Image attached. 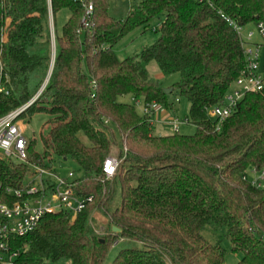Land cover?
Instances as JSON below:
<instances>
[{
  "label": "trees",
  "instance_id": "16d2710c",
  "mask_svg": "<svg viewBox=\"0 0 264 264\" xmlns=\"http://www.w3.org/2000/svg\"><path fill=\"white\" fill-rule=\"evenodd\" d=\"M108 7L109 0H0V117L30 103L53 64L21 116L48 114L43 151L29 140L30 161L48 166L49 157L50 165L53 156L70 158L80 171L71 182L75 194L92 197L75 218L47 213L33 231L14 237L15 264H104L124 240L140 246L120 247L110 264H226L221 244L204 237L206 226L225 231L241 254L237 264H264V189L246 176L249 168L264 169V92L247 93L219 129L206 112L223 103L244 67L228 20L246 26L264 18V0H142L120 20ZM154 19L156 41L119 59L115 46ZM151 61L165 76L180 75L169 94L149 76ZM175 89L189 103L193 134L157 135L148 116L121 100L131 94L169 109ZM113 148L120 163L106 178ZM26 171L0 160L6 182L17 184ZM94 212L105 217L102 229Z\"/></svg>",
  "mask_w": 264,
  "mask_h": 264
},
{
  "label": "built area",
  "instance_id": "2783aa9c",
  "mask_svg": "<svg viewBox=\"0 0 264 264\" xmlns=\"http://www.w3.org/2000/svg\"><path fill=\"white\" fill-rule=\"evenodd\" d=\"M93 10L90 3L86 7L84 27L88 26L87 16H90ZM228 22L241 40L244 67L234 82L237 88L233 94L226 95L222 104L206 108L207 114L218 122L217 129L233 114L237 104L247 93L264 92V74L258 71L261 67L264 70V18L255 22L258 39L252 30H246V26L231 20ZM81 33L82 30H79V34ZM92 85L95 86V83ZM42 90L30 103L0 117V160L10 165L24 164L27 167L25 176L30 174L27 181H24V176L17 184L6 182L0 176V264H15L20 252L11 244L12 239L33 231L45 214L67 211L75 218L92 200V197L79 198L75 194L72 178L60 179L56 176L55 163L50 165V157L46 159L48 166L30 161L29 140L24 136V126L19 119ZM3 91L5 87L0 84V92ZM159 112L165 113L166 108L157 102L145 104L143 114L149 117L151 123ZM164 121L175 132L182 123L177 118ZM119 163V159L114 155L105 159L103 173L106 178L115 175ZM29 167L34 168L32 173L28 172ZM252 184L264 189V172L258 182L253 181Z\"/></svg>",
  "mask_w": 264,
  "mask_h": 264
},
{
  "label": "rangeland",
  "instance_id": "374dc122",
  "mask_svg": "<svg viewBox=\"0 0 264 264\" xmlns=\"http://www.w3.org/2000/svg\"><path fill=\"white\" fill-rule=\"evenodd\" d=\"M142 0H109V7L108 12L111 17L115 20L124 19L128 11L131 9L132 6L138 5ZM69 15V11L67 9L60 12L57 26L58 28L64 23L65 19ZM158 20H152L149 23L147 28L139 27L135 30L131 31L127 34L114 48V51L119 59H124L128 56H132L138 52H140L144 47L152 45L157 39V33H155L154 28L157 26ZM51 35H52V47L55 46L54 42V26L51 22ZM246 30H252L255 35L256 39H258L257 28L255 22L246 25ZM6 36H4V40L6 41ZM54 56V55H53ZM264 61V55L263 60ZM262 68V67H261ZM259 69L258 71L264 74V70ZM149 76L157 81L162 88L164 89H171L176 88L177 83L180 80V75L178 73L165 76L159 69L157 63L155 61H151L147 67ZM84 70L87 73L86 66ZM237 88V85L233 83L226 95L233 94L234 90ZM123 102L133 104L136 108V111L143 115V111L145 108V100L143 98H136L133 95H126L121 99ZM167 100L171 103V108L166 109V112H159L153 117V124L155 127V133L157 135H166L170 133H174V129L166 125L164 120L177 118L182 123L179 125L178 131L180 134H193L196 132V128L194 125L187 123L185 120L189 113V103L186 99L180 97L175 89V91L167 95ZM166 108L165 105H163ZM209 119L216 120L214 117L208 114ZM48 119V114L46 112H35L32 115L23 117L19 119V122H22L24 126V136L28 140H35L34 150L35 152L41 153L43 151L42 145V137L47 136V126L46 121ZM111 155L118 156V148H113ZM14 160V158H13ZM54 161V169L55 174L58 178H72L75 179L80 174V171L77 165L71 160L70 158L64 160L63 158H59L53 156ZM34 168L29 167L28 172H33ZM264 172V169L261 170H254L253 168H249L246 171L247 179L250 182L259 180L261 173ZM29 173L24 177V181L28 180ZM72 175V176H70ZM117 196H119V190L117 191ZM93 222L95 226H99L101 228L105 225L106 220L105 217L100 212H94L93 215ZM102 229V228H101ZM99 229V231L101 230ZM203 235L211 242L217 243L219 242L221 246L225 249L226 252V264H237L239 259L241 258V254L235 252L231 248V244L229 240L225 236V231L223 229L215 230L212 227L206 226L203 230ZM140 246L139 243L131 241V240H124L116 243L110 250L108 257L104 264H110L113 260L114 256L116 255L117 251L124 247H136ZM69 264V263H64Z\"/></svg>",
  "mask_w": 264,
  "mask_h": 264
},
{
  "label": "water",
  "instance_id": "95a60500",
  "mask_svg": "<svg viewBox=\"0 0 264 264\" xmlns=\"http://www.w3.org/2000/svg\"><path fill=\"white\" fill-rule=\"evenodd\" d=\"M55 54V46L53 47V55ZM52 66H53V64H52ZM52 66H51V69H50V72H49V75H48V78L46 79V81H45V83H44V85H43V87H42V89L45 87V85L47 84V82H48V79H49V76H50V74H51V71H52ZM41 89V90H42ZM40 92V91H39ZM166 93H170V90H166ZM112 232L113 233H115V234H119V233H121L122 232V230L120 229V228H118V227H116V226H113L112 227Z\"/></svg>",
  "mask_w": 264,
  "mask_h": 264
},
{
  "label": "crops",
  "instance_id": "0c3cea01",
  "mask_svg": "<svg viewBox=\"0 0 264 264\" xmlns=\"http://www.w3.org/2000/svg\"><path fill=\"white\" fill-rule=\"evenodd\" d=\"M155 128V127H154ZM164 135V134H163Z\"/></svg>",
  "mask_w": 264,
  "mask_h": 264
}]
</instances>
